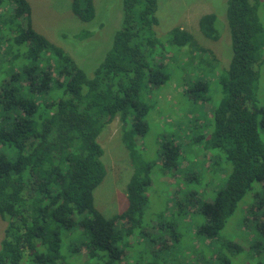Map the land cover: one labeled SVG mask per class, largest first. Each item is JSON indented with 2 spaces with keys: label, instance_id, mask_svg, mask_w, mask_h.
Here are the masks:
<instances>
[{
  "label": "trees",
  "instance_id": "obj_1",
  "mask_svg": "<svg viewBox=\"0 0 264 264\" xmlns=\"http://www.w3.org/2000/svg\"><path fill=\"white\" fill-rule=\"evenodd\" d=\"M70 2L79 20L95 18L94 0ZM120 3L119 26L89 75L34 30L27 0H0V264H73L66 257L77 252L82 264H122L135 237L151 256L131 252L133 264H242L247 254L264 264V0H227L231 57L222 68L207 64L216 87L205 68L176 85L189 108L177 121L182 129L158 145L160 175L175 178L172 207L161 212L148 206L152 168L140 147L155 96L173 75L162 54L180 62L179 48L203 49L174 27L166 51L154 31L157 0ZM214 23L212 13L199 18L205 38H218ZM207 103L203 118L191 115ZM114 119L132 172L126 207L106 218L93 191L106 172L98 137ZM243 200L250 252L223 234Z\"/></svg>",
  "mask_w": 264,
  "mask_h": 264
},
{
  "label": "rangeland",
  "instance_id": "obj_2",
  "mask_svg": "<svg viewBox=\"0 0 264 264\" xmlns=\"http://www.w3.org/2000/svg\"><path fill=\"white\" fill-rule=\"evenodd\" d=\"M71 0H27L31 9V20L34 30L44 35L49 41L61 47L68 53L77 65L82 67L89 75L95 68L98 59L110 45V36L119 26L120 22V0H94L96 15L95 18L88 22L79 20L70 9ZM227 0H157L156 18L157 25L154 27L155 36L160 44L164 43L166 51L168 49L166 40L168 33L172 28L178 27L190 33L195 39L202 52L192 53L190 48H179L176 53L180 57V62L170 60V53H164V63H170L173 72L171 81L163 86V90L155 96L151 115L147 117L149 123L148 131L143 138L140 149L145 154V160L151 163V185L147 191L149 197L148 206L153 211H163L166 205L172 207L170 201L174 193L175 178L169 175L164 177L160 175V170L156 161V154L160 139L172 130H178L179 120L189 108L186 104V98L182 92V85L177 92V86L186 79H193L199 69H208L206 78L209 81L215 79V67L207 64L217 65L222 68L231 57V41L229 27L226 19ZM0 9V14H4ZM212 13L215 15L214 26L218 38L211 40L205 38L199 31L198 20L204 15ZM85 31L91 32L89 36L79 37V33ZM5 41L0 36V82H6V60L3 56ZM202 60V61H201ZM198 63H202L198 65ZM173 66V67H172ZM201 66V67H200ZM199 68V69H198ZM212 68V69H211ZM264 69V68H263ZM205 77V76H204ZM182 79V80H181ZM188 81V80H187ZM215 84L214 81L212 83ZM216 87V85H214ZM162 94V96H160ZM211 105L207 103L199 106V111L192 112V116L200 120L203 118ZM208 114V113H207ZM132 123V122H131ZM131 125V124H130ZM98 142L104 150L102 157L105 164V175L100 184L93 191L94 207L104 217L109 218L120 213L127 205L125 188L132 169L129 165L127 152L120 142L119 122L117 119L111 121L100 133ZM196 159L201 160V156ZM264 210V208H262ZM247 211L245 201L239 203V207L232 217L227 221L223 229V234L231 239L242 250L249 251L251 236L243 232L244 229L240 222L244 219ZM260 215V214H258ZM261 216V215H260ZM147 219V218H146ZM264 220V216L262 217ZM154 223H152L153 225ZM151 225V224H150ZM6 226L5 220L0 217V240ZM148 233L156 231L149 226ZM190 240V237H186ZM133 254H144V259L151 256L149 247L146 242L136 241L134 238ZM202 243V242H201ZM205 251V249H201ZM129 250H124V259L122 264H133L130 258ZM150 253V254H149ZM191 253H195L194 250ZM212 252H208L211 255ZM241 251H238L239 254ZM160 256H165L162 251ZM235 254V255H236ZM244 254H239L244 258ZM139 255V256H140ZM243 260L242 264H252L253 257ZM67 260L73 264H82L84 252L68 254ZM245 259V258H244ZM166 260V259H165ZM164 260V261H165ZM163 261V262H164ZM160 262V261H159ZM236 264V260L233 261ZM162 264V263H161Z\"/></svg>",
  "mask_w": 264,
  "mask_h": 264
}]
</instances>
